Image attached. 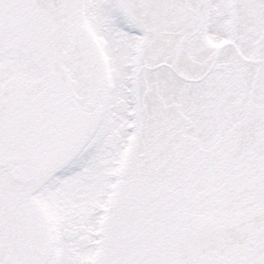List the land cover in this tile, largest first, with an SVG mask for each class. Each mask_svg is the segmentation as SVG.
I'll return each mask as SVG.
<instances>
[{
  "label": "snow or ice",
  "instance_id": "6c2138e0",
  "mask_svg": "<svg viewBox=\"0 0 264 264\" xmlns=\"http://www.w3.org/2000/svg\"><path fill=\"white\" fill-rule=\"evenodd\" d=\"M0 264H264V0H0Z\"/></svg>",
  "mask_w": 264,
  "mask_h": 264
}]
</instances>
